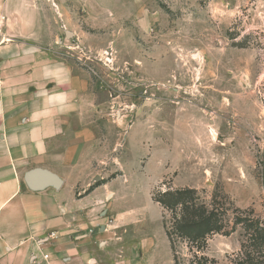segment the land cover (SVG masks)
I'll list each match as a JSON object with an SVG mask.
<instances>
[{
    "label": "rangeland",
    "instance_id": "374dc122",
    "mask_svg": "<svg viewBox=\"0 0 264 264\" xmlns=\"http://www.w3.org/2000/svg\"><path fill=\"white\" fill-rule=\"evenodd\" d=\"M124 2L117 10L103 0V14L116 13L98 23L73 3L85 37L62 33L71 45L58 52L88 73L98 101L117 105L114 118H141L143 129L149 117L152 160L131 176L139 199L153 205L151 190L174 200L187 188L193 199L176 196L168 231L174 217L211 216L201 239L173 235L172 264H264V0ZM147 12L148 31L138 22ZM165 124L173 139L177 128H197L199 141L161 143ZM179 150L192 155L188 165Z\"/></svg>",
    "mask_w": 264,
    "mask_h": 264
},
{
    "label": "crops",
    "instance_id": "0c3cea01",
    "mask_svg": "<svg viewBox=\"0 0 264 264\" xmlns=\"http://www.w3.org/2000/svg\"><path fill=\"white\" fill-rule=\"evenodd\" d=\"M73 3L96 23L116 13L103 0H0V264H172L165 209L152 190L144 204L131 177L152 160L149 117L143 129L114 118L117 105L58 52L71 45L62 33L85 37ZM162 127L161 143L199 141L192 126L175 139Z\"/></svg>",
    "mask_w": 264,
    "mask_h": 264
},
{
    "label": "trees",
    "instance_id": "16d2710c",
    "mask_svg": "<svg viewBox=\"0 0 264 264\" xmlns=\"http://www.w3.org/2000/svg\"><path fill=\"white\" fill-rule=\"evenodd\" d=\"M190 191V189H181L176 190L175 195L172 194L170 198H174V200L167 198L166 195L162 198L155 197L154 199L158 201L165 209L166 212H168V209H171L172 211H175V206L179 204V201L176 196L183 197L181 198L183 202L190 203L193 202V199L189 198V200H185V194H187ZM166 194V193H165ZM185 200V201H184ZM166 215V214H165ZM166 219V216H165ZM211 225V216L206 217H200L195 219H188L184 216L174 217L173 225L171 226V230L168 231V228L166 226L165 221V227L167 231V235L169 237L171 247L173 248V235H177L179 237H184V234L187 235L192 240H198L205 236V234L208 232L207 228ZM197 257V254L195 255Z\"/></svg>",
    "mask_w": 264,
    "mask_h": 264
},
{
    "label": "water",
    "instance_id": "95a60500",
    "mask_svg": "<svg viewBox=\"0 0 264 264\" xmlns=\"http://www.w3.org/2000/svg\"><path fill=\"white\" fill-rule=\"evenodd\" d=\"M69 35H71V34H69Z\"/></svg>",
    "mask_w": 264,
    "mask_h": 264
}]
</instances>
